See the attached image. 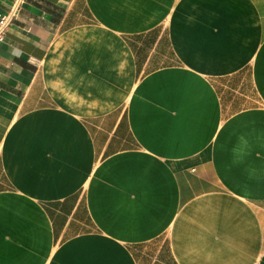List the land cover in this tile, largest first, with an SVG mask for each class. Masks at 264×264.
<instances>
[{"label": "crops", "instance_id": "1", "mask_svg": "<svg viewBox=\"0 0 264 264\" xmlns=\"http://www.w3.org/2000/svg\"><path fill=\"white\" fill-rule=\"evenodd\" d=\"M0 264H264V0H23Z\"/></svg>", "mask_w": 264, "mask_h": 264}, {"label": "built area", "instance_id": "2", "mask_svg": "<svg viewBox=\"0 0 264 264\" xmlns=\"http://www.w3.org/2000/svg\"><path fill=\"white\" fill-rule=\"evenodd\" d=\"M23 0H12L9 8L5 12H0V40L5 31L16 18Z\"/></svg>", "mask_w": 264, "mask_h": 264}]
</instances>
